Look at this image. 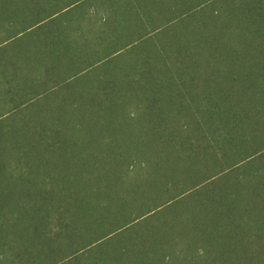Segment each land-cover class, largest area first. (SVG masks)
<instances>
[{
  "label": "trees",
  "instance_id": "1",
  "mask_svg": "<svg viewBox=\"0 0 264 264\" xmlns=\"http://www.w3.org/2000/svg\"><path fill=\"white\" fill-rule=\"evenodd\" d=\"M0 264H264V0H0Z\"/></svg>",
  "mask_w": 264,
  "mask_h": 264
}]
</instances>
